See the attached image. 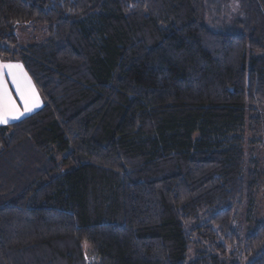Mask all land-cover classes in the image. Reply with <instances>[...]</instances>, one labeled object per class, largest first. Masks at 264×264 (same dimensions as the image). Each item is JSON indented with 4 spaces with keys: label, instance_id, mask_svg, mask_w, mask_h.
Returning a JSON list of instances; mask_svg holds the SVG:
<instances>
[{
    "label": "trees",
    "instance_id": "16d2710c",
    "mask_svg": "<svg viewBox=\"0 0 264 264\" xmlns=\"http://www.w3.org/2000/svg\"><path fill=\"white\" fill-rule=\"evenodd\" d=\"M207 2L0 0V56L44 100L0 126V264H88L83 243L99 264H264V223L234 230L264 147V0H237L238 32Z\"/></svg>",
    "mask_w": 264,
    "mask_h": 264
},
{
    "label": "rangeland",
    "instance_id": "374dc122",
    "mask_svg": "<svg viewBox=\"0 0 264 264\" xmlns=\"http://www.w3.org/2000/svg\"><path fill=\"white\" fill-rule=\"evenodd\" d=\"M207 6L205 24L210 30L215 32L239 31L240 28L236 25L235 21L238 18H243V14L240 11V5L237 0H208ZM28 32H32L30 28L20 29L17 31V36L21 45H25V43L29 42L30 35ZM33 32H35V36L39 35V33H37L34 29ZM256 127H258V125L252 126L253 129ZM249 130L250 127L247 126L248 138H253L254 135L256 137L259 136V134L255 132L251 133ZM246 151L252 152V156L257 162L258 184L255 189L254 199L251 205H243L240 209H238L237 219L240 224L237 225L234 230L242 236H245L247 233H252V229L255 228L256 223H264V147L260 148L257 146H251L248 147ZM81 248L84 258L86 259V263L99 264L98 260L89 261V258L92 256V251L91 247L87 243H83Z\"/></svg>",
    "mask_w": 264,
    "mask_h": 264
},
{
    "label": "snow or ice",
    "instance_id": "6c2138e0",
    "mask_svg": "<svg viewBox=\"0 0 264 264\" xmlns=\"http://www.w3.org/2000/svg\"><path fill=\"white\" fill-rule=\"evenodd\" d=\"M15 89V97L9 90ZM42 106L40 95L21 64L0 63V125L20 120Z\"/></svg>",
    "mask_w": 264,
    "mask_h": 264
},
{
    "label": "crops",
    "instance_id": "0c3cea01",
    "mask_svg": "<svg viewBox=\"0 0 264 264\" xmlns=\"http://www.w3.org/2000/svg\"><path fill=\"white\" fill-rule=\"evenodd\" d=\"M0 63H13V64H17V63H18V64H21L18 60L10 61V60H6V59L2 58L1 56H0ZM21 65H22V64H21ZM22 66H23V65H22ZM24 70H25V69H24ZM32 82H33V81H32ZM33 84H34V82H33ZM34 85H35V84H34ZM35 87H36V85H35ZM36 89H37V91H38V93H39V95H40V98H41V100H42V106H41L40 108L36 109L33 113L24 116L23 118H25V117H27V116H30V115L34 114L35 112L39 111V110L43 107V105H44V100H43V98H42V96H41V94H40V92H39V90H38L37 87H36ZM9 90L12 92L13 96L15 97V89L12 87V85H11L10 82H9ZM23 118H21V119H23ZM21 119H20V120H21ZM20 120H14V121H11L9 124H11V123H15V122H18V121H20ZM7 125H8V124H7ZM0 126H4V125H0Z\"/></svg>",
    "mask_w": 264,
    "mask_h": 264
}]
</instances>
